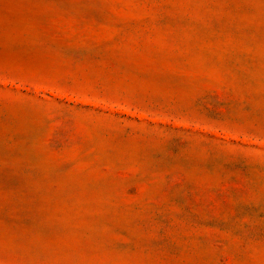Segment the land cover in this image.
Wrapping results in <instances>:
<instances>
[{
	"label": "rangeland",
	"instance_id": "obj_1",
	"mask_svg": "<svg viewBox=\"0 0 264 264\" xmlns=\"http://www.w3.org/2000/svg\"><path fill=\"white\" fill-rule=\"evenodd\" d=\"M0 264H264V0H0Z\"/></svg>",
	"mask_w": 264,
	"mask_h": 264
}]
</instances>
